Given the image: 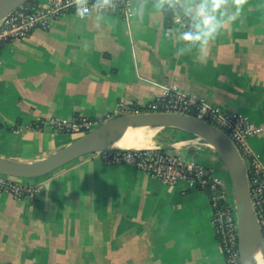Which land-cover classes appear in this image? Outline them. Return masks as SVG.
Listing matches in <instances>:
<instances>
[{"label": "crops", "instance_id": "crops-1", "mask_svg": "<svg viewBox=\"0 0 264 264\" xmlns=\"http://www.w3.org/2000/svg\"><path fill=\"white\" fill-rule=\"evenodd\" d=\"M213 3L219 7L201 11ZM174 7L182 20L167 27L164 9ZM135 8L128 20L71 13L2 48L0 157L43 159L80 137L56 133L51 119L105 122L120 102L145 105L175 86L261 126L249 145L264 162V0H156ZM206 17L213 30L185 39L186 19L198 35ZM161 132L154 147L211 168L230 189L213 149L181 130ZM42 179L26 183L41 184L36 201L0 193V264H226L204 191L107 166L96 155Z\"/></svg>", "mask_w": 264, "mask_h": 264}, {"label": "built area", "instance_id": "built-area-1", "mask_svg": "<svg viewBox=\"0 0 264 264\" xmlns=\"http://www.w3.org/2000/svg\"><path fill=\"white\" fill-rule=\"evenodd\" d=\"M143 1L156 0H51L45 5H39L36 1L27 2L0 21V65L4 46L29 38L35 30L48 31L52 23L63 16L73 13L84 19L97 13L119 15L128 20L134 16L136 3ZM173 13V21L180 22L182 16L177 7L173 8ZM194 32L193 25L186 23L184 34ZM140 113L183 114L224 132L232 140L246 165L252 208L264 237V162L249 145L250 138L261 134L263 128L248 118L224 113L218 108L208 106L202 98L182 93L175 86H171L161 96L145 105L120 102L116 114L105 122L79 116L70 122L51 119L48 125L56 133L82 136L113 118ZM92 155L98 156L107 166H133L170 187L184 185L186 190L206 192L210 198L213 224L225 262L242 264L235 203L229 201V190L211 168L156 147L111 149ZM40 192L41 184H26L21 179L0 174V193L10 194L16 200L36 201Z\"/></svg>", "mask_w": 264, "mask_h": 264}, {"label": "water", "instance_id": "water-1", "mask_svg": "<svg viewBox=\"0 0 264 264\" xmlns=\"http://www.w3.org/2000/svg\"><path fill=\"white\" fill-rule=\"evenodd\" d=\"M29 0H0V21ZM162 127L177 129L209 142L224 164L236 208L240 260L242 264H264V237L249 191L246 165L232 142L220 129L191 116L173 113H140L113 118L84 134L61 150L35 162L0 157V174L18 179H40L87 155L118 148L129 135ZM164 151L169 147H159Z\"/></svg>", "mask_w": 264, "mask_h": 264}, {"label": "bare ground", "instance_id": "bare-ground-1", "mask_svg": "<svg viewBox=\"0 0 264 264\" xmlns=\"http://www.w3.org/2000/svg\"><path fill=\"white\" fill-rule=\"evenodd\" d=\"M158 131L161 132L162 127L141 130L140 132L134 135H129L123 142H120L117 147L123 149H142L154 147L156 143L151 139V137H156L155 135ZM204 142H206V144L211 149H213L212 145L209 142Z\"/></svg>", "mask_w": 264, "mask_h": 264}, {"label": "rangeland", "instance_id": "rangeland-1", "mask_svg": "<svg viewBox=\"0 0 264 264\" xmlns=\"http://www.w3.org/2000/svg\"><path fill=\"white\" fill-rule=\"evenodd\" d=\"M162 134H163L162 132L158 131L157 134L155 135L156 137H151V139H152L155 143H156V142L158 143L156 146H160L159 141H160V139H162ZM192 138H193L197 143H201L203 146H206L207 148H210V147L206 144V142H204V141L198 139L196 136H192ZM220 164L223 165L222 161H220ZM223 166H224V165H223ZM213 168H214V169L216 170V172L218 173V170H219V169L217 168V166H214ZM223 173H225V176L227 177V179H228L229 182H230L228 172H227L226 170H223ZM40 179L43 180L42 178H40ZM40 179H31V180L21 179V180H22V182H24V183H30V182H33V181H35V180H40ZM41 182H42V181H41ZM229 184H230V189H229V201L234 202L233 191H232V187H231V182H230ZM99 237H100V239H103L105 236H99ZM100 242H102V240H101ZM105 255H106V251L103 250L102 248H100V251H99V259H100L102 262H104V261L106 260V259H104V258H105ZM101 261H99V263H100ZM83 262H89V261H87L86 256H83Z\"/></svg>", "mask_w": 264, "mask_h": 264}, {"label": "clouds", "instance_id": "clouds-1", "mask_svg": "<svg viewBox=\"0 0 264 264\" xmlns=\"http://www.w3.org/2000/svg\"><path fill=\"white\" fill-rule=\"evenodd\" d=\"M240 0H237V3L239 4ZM216 7H219L218 4L216 3H213L211 5H204L202 6L201 8V11L204 10V8H216ZM78 12H80V9H78ZM199 14V13H198ZM211 19V17H206L203 21V24L202 25H198V27H200V33L198 35H193L191 33H185L184 34V37L185 39H198L200 38V36H207L212 30H213V27H206L208 25V21Z\"/></svg>", "mask_w": 264, "mask_h": 264}, {"label": "trees", "instance_id": "trees-1", "mask_svg": "<svg viewBox=\"0 0 264 264\" xmlns=\"http://www.w3.org/2000/svg\"><path fill=\"white\" fill-rule=\"evenodd\" d=\"M33 1L35 0H29L28 2H33ZM164 10H165V16H166V25L167 27H171L174 13L169 8H165ZM186 21H187V24L189 25L191 24L190 20L186 19Z\"/></svg>", "mask_w": 264, "mask_h": 264}]
</instances>
